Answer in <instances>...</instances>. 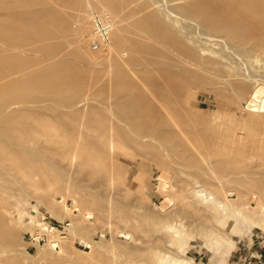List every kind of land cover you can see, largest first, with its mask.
I'll list each match as a JSON object with an SVG mask.
<instances>
[{
    "label": "rangeland",
    "instance_id": "1",
    "mask_svg": "<svg viewBox=\"0 0 264 264\" xmlns=\"http://www.w3.org/2000/svg\"><path fill=\"white\" fill-rule=\"evenodd\" d=\"M108 1L0 0V264H264V6Z\"/></svg>",
    "mask_w": 264,
    "mask_h": 264
},
{
    "label": "bare ground",
    "instance_id": "2",
    "mask_svg": "<svg viewBox=\"0 0 264 264\" xmlns=\"http://www.w3.org/2000/svg\"><path fill=\"white\" fill-rule=\"evenodd\" d=\"M254 1V3H256L257 4V7L259 6H261L262 5V7L264 6L263 5V1L262 0H253ZM200 4H202L201 6H200V8H202V10H205V11H213V10H216L215 8H217V12H219V10H220V8L221 7H219V10H218V6H221V5H216V3L213 1V0H202V2H200ZM232 5V4H231ZM118 6H119V2L118 1H116V0H109L108 2H106V4L105 5H103L102 4V8H105V9H107L105 12H107L108 14L109 13H113V12H115L117 9H118ZM229 6V5H228ZM227 7V6H226ZM233 7H234V5H233ZM232 7V8H233ZM236 7V6H235ZM237 8H238V6H237ZM243 8V7H242ZM198 8H196V10H197ZM222 15H224V16H226L225 14H231V12H232V10L234 9H229V7L225 10V7H224V9H223V6H222ZM229 12H228V11ZM230 10H231V12H230ZM235 11H236V8L234 9ZM243 10V9H242ZM98 11H101V10H98ZM215 11V12H216ZM223 11H225V12H223ZM244 11V10H243ZM197 12L198 11H196L195 13L197 14ZM209 12V13H210ZM220 12H221V10H220ZM233 13H234V16H233ZM199 14V13H198ZM220 14V15H221ZM236 14L237 13H235V12H232V16L233 17H231L232 19L236 16ZM110 15V14H109ZM200 15H203L202 14V12H201V14ZM205 15V14H204ZM207 16H208V14H206ZM205 15V16H206ZM230 16V15H229ZM227 17L228 16H226L225 18H226V20L224 19H222L223 21H226L227 22ZM237 18V16L234 18V19H236ZM55 19V18H54ZM114 19V18H113ZM229 20H231L230 19V17L228 18ZM228 20V22L231 24V26L232 25H234V23L233 22H235V21H237V19L236 20H233V22H232V20L231 21H229ZM56 21H58L56 24H58V25H56V26H58V27H61V28H63V29H65L66 30V21H65V19L64 18H61L60 20L58 19V20H56ZM113 22H114V20H113ZM225 22V23H226ZM227 22V23H228ZM228 23V24H229ZM236 23V22H235ZM116 24V23H115ZM115 24H113V27L115 26ZM79 29H81V31L80 30H78V32H77V36H76V40L78 41V40H80L82 37H83V25H81L80 26V28ZM60 30V29H59ZM113 28H112V32H113ZM115 31V30H114ZM120 31V30H119ZM111 32V33H112ZM233 32V31H232ZM235 32V31H234ZM90 36H91V34H90ZM116 38L117 39H120L121 38V34H119L118 33V31L116 32ZM91 39V38H90ZM109 46V45H108ZM109 47H111V46H109ZM106 49V48H105ZM83 49H82V47H78V52H80V51H82ZM163 75V74H162ZM156 76V77H154V79H153V94H154V96H155V98H154V100H153V105H154V108H153V110H151V111H155V112H157L158 110H160V109H162L163 107H164V104H163V100H165V101H167V102H169L170 101V103H171V101H172V99H174V97L176 98V94H174V92L171 90V88H178L179 90H180V87H181V83H180V81H179V79L175 76V75H172V74H165L164 73V75L163 76ZM181 80V79H180ZM178 90V91H179ZM174 91H175V89H174ZM177 91V90H176ZM264 91V87H257V88H252L251 89V91H250V93H249V98H248V105L250 106V108H256V107H258V106H260L261 108H264V98L262 99H259L260 98V95H261V93ZM180 92V91H179ZM180 95V94H179ZM248 96V95H247ZM247 99V98H246ZM177 102H178V100H176ZM176 101H175V103H176ZM259 101H260V103H259ZM174 102V101H173ZM180 102V101H179ZM165 104H166V102H165ZM179 104V103H178ZM259 104V105H258ZM170 106H171V104H169ZM174 106H177V104L175 105V104H173ZM179 106V105H178ZM247 106V105H246ZM166 107V106H165ZM168 107V106H167ZM171 108V107H170ZM172 109V108H171ZM167 110V109H166ZM174 110V109H173ZM177 110V108L175 107V110L174 111H176ZM169 111V110H168ZM168 111H166V112H168ZM164 112V111H163ZM161 113V112H160ZM170 113V112H169ZM171 114V113H170ZM199 194H204V191H201V190H198L197 191ZM61 196V199H59V200H57V202H59V203H61L62 204V206L64 207V208H68V206H67V204L65 203V196H63V195H60ZM49 211H50V213H51V215H52V212H51V210H50V208H49ZM81 242H83V243H85V244H88V246L90 247L91 246V244L88 242V241H85V240H81ZM60 249V248H59Z\"/></svg>",
    "mask_w": 264,
    "mask_h": 264
},
{
    "label": "built area",
    "instance_id": "3",
    "mask_svg": "<svg viewBox=\"0 0 264 264\" xmlns=\"http://www.w3.org/2000/svg\"><path fill=\"white\" fill-rule=\"evenodd\" d=\"M89 21L91 24L90 48L96 51L105 50L111 41V32L114 24L113 19L105 11L93 10L90 12ZM66 225H69V223H66ZM48 229L50 232L52 231V234L56 231V228L53 226H49L46 231Z\"/></svg>",
    "mask_w": 264,
    "mask_h": 264
}]
</instances>
